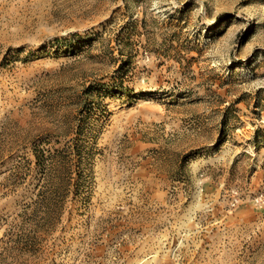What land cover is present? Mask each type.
Instances as JSON below:
<instances>
[{
  "label": "rangeland",
  "instance_id": "rangeland-1",
  "mask_svg": "<svg viewBox=\"0 0 264 264\" xmlns=\"http://www.w3.org/2000/svg\"><path fill=\"white\" fill-rule=\"evenodd\" d=\"M0 264H264V0H0Z\"/></svg>",
  "mask_w": 264,
  "mask_h": 264
},
{
  "label": "trees",
  "instance_id": "trees-1",
  "mask_svg": "<svg viewBox=\"0 0 264 264\" xmlns=\"http://www.w3.org/2000/svg\"><path fill=\"white\" fill-rule=\"evenodd\" d=\"M78 155V159H79V163H83V154L82 153H79L77 154ZM81 176V174L79 175V177ZM83 178L80 177L78 178V180L74 181L73 179H70V182L68 183H61L63 185L62 188H65L67 187V185H72L71 187L75 186L76 189H79L80 187L83 186L82 180ZM66 181V180H65ZM70 183V184H69ZM61 188V189H62ZM59 189V188H57ZM57 194V192H55ZM52 194L50 195V197H45V198H42L41 200H39L36 204V208H35V211H34V214H36V216L38 217L37 213H40L41 211H43L42 213L45 214V217H42L41 219L43 221H37V224L40 225V226H45V225H49L51 224L52 222V216L54 214H56L57 212H59L60 210H62V207L64 206V203L66 202V199H67V196H63V194H60V195H57L56 194ZM59 194V192H58ZM42 224V225H41Z\"/></svg>",
  "mask_w": 264,
  "mask_h": 264
}]
</instances>
